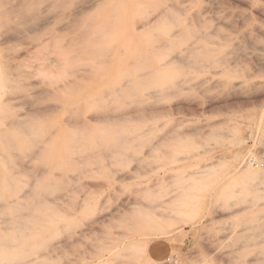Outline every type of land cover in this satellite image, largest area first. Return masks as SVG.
Masks as SVG:
<instances>
[{"label": "rangeland", "instance_id": "1", "mask_svg": "<svg viewBox=\"0 0 264 264\" xmlns=\"http://www.w3.org/2000/svg\"><path fill=\"white\" fill-rule=\"evenodd\" d=\"M181 2L0 0V264H264V0Z\"/></svg>", "mask_w": 264, "mask_h": 264}, {"label": "bare ground", "instance_id": "2", "mask_svg": "<svg viewBox=\"0 0 264 264\" xmlns=\"http://www.w3.org/2000/svg\"><path fill=\"white\" fill-rule=\"evenodd\" d=\"M186 1L187 0H185V2H181V6H179L178 4V6L179 7H182V5L183 4H185L186 3ZM180 2V1H179ZM176 5V6H177ZM177 6V7H178ZM173 8H175V7H173ZM177 9V8H176ZM175 9V10H176ZM179 9V8H178ZM166 11V10H165ZM165 11H161V12H159V13H157L154 17H149L148 19H145V21H142V27L143 28H146V27H152L155 23H157L158 21H160V19H162L164 16H165ZM176 12V11H175ZM177 14V13H176ZM40 18V17H39ZM45 19V18H44ZM194 22V21H193ZM185 23V22H184ZM134 28V27H133ZM211 34V33H210ZM261 34V33H260ZM208 35V34H207ZM206 36V35H205ZM264 37V36H263ZM204 39V38H203ZM202 41V40H201ZM253 47V46H252ZM242 48V47H241ZM238 49V48H237ZM257 49V48H256ZM264 49V48H263ZM191 50V49H190ZM188 51V50H187ZM246 51V50H245ZM262 53V52H261ZM264 54V53H263ZM240 55V54H239ZM245 56V55H244ZM248 56V55H247ZM233 57H235V56H233ZM182 59H183V57H182ZM184 59H185V57H184ZM258 59H260L259 57H258ZM174 60H176V59H174ZM178 62V61H177ZM185 64V63H184ZM183 66H185V65H183ZM162 67H165V65H163ZM159 70V69H158ZM1 86H3V85H1ZM0 89H1V92H2V88L0 87ZM1 97V96H0ZM251 159H255L256 160V157H254V156H252V157H250ZM244 160V159H243ZM244 162V161H243ZM247 166H245L242 170H241V172H240V178H242L243 180H247V181H249V182H251V183H253V184H255V186H256V189L257 190H263L264 191V186H261L260 184H262L263 182H264V166L262 167V168H252L249 164H246ZM239 168V167H238ZM7 179V178H6ZM7 180H9V179H7ZM9 182V181H8ZM8 182L6 183L7 185H8ZM243 182V181H242ZM3 184V183H2ZM10 184V183H9ZM1 185V184H0ZM260 185V186H259ZM3 186V185H2ZM8 186H12V185H8ZM6 187V186H5ZM255 188V187H254ZM1 189V188H0ZM10 192V190L8 191V193ZM3 193V192H2ZM11 195H12V192H11ZM4 201V200H3ZM9 201V200H8ZM11 201V200H10ZM11 203V202H10ZM5 204V203H4ZM10 205V204H9ZM8 205V206H9ZM252 205V204H251ZM12 216H13V214H12ZM9 229V228H8ZM183 230V229H182ZM7 230H5V232H6ZM263 231V230H262ZM261 232V231H260ZM0 235H1V233H0ZM4 236H5V234H4ZM4 236H3V239L1 240V242L3 243V241L4 242H6L7 241V239H6V241L4 240L5 238H4ZM11 236V235H10ZM12 237V236H11ZM2 238V237H1ZM0 238V239H1ZM8 243L6 242V244L5 245H7ZM11 244V243H10ZM2 245L0 244V247H1ZM4 246V245H3ZM5 247V246H4ZM1 248H3V247H1ZM9 247H7L6 246V248H4L3 249V251L6 249H8ZM10 248H12V247H10ZM5 250V251H6ZM117 250V249H116ZM8 251V250H7ZM10 253V252H9ZM258 254V253H257ZM109 255V254H108ZM9 256V255H8ZM8 256H6V257H8ZM1 257V256H0ZM8 260V259H7ZM259 260V259H258ZM18 261V260H17ZM9 262V261H8ZM19 263V262H18ZM10 264V263H9Z\"/></svg>", "mask_w": 264, "mask_h": 264}, {"label": "built area", "instance_id": "3", "mask_svg": "<svg viewBox=\"0 0 264 264\" xmlns=\"http://www.w3.org/2000/svg\"><path fill=\"white\" fill-rule=\"evenodd\" d=\"M247 164H249L253 168H262L264 166L263 161L259 162L255 159H251V158L247 159Z\"/></svg>", "mask_w": 264, "mask_h": 264}]
</instances>
